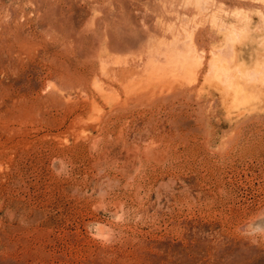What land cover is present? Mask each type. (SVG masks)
Instances as JSON below:
<instances>
[{"label": "rangeland", "instance_id": "obj_1", "mask_svg": "<svg viewBox=\"0 0 264 264\" xmlns=\"http://www.w3.org/2000/svg\"><path fill=\"white\" fill-rule=\"evenodd\" d=\"M201 1L0 0V264H264V0Z\"/></svg>", "mask_w": 264, "mask_h": 264}, {"label": "bare ground", "instance_id": "obj_2", "mask_svg": "<svg viewBox=\"0 0 264 264\" xmlns=\"http://www.w3.org/2000/svg\"><path fill=\"white\" fill-rule=\"evenodd\" d=\"M200 1V0H199ZM204 1V0H203ZM203 1H201V2H203ZM206 3V2H205ZM9 13V12H8ZM238 15V14H237ZM9 16V15H8ZM8 18V17H7ZM4 21V20H3ZM245 21V20H244ZM7 22V21H6ZM251 23H252V19H251ZM245 24V23H244ZM248 25V24H247ZM245 26V25H244ZM259 27V26H258ZM235 28V30H236V27H234ZM246 28V26L243 28V29H245ZM221 29V28H220ZM262 29H264V28H262ZM234 29H232V31L234 32L235 31ZM242 30V28H240L239 29V31H241ZM246 31H244L243 33H241V32H238L239 34H242L243 36H244V38L246 39V41H248L247 42V46H246V48H245V50H244V52H243V59L244 60H246V62L245 63H249L250 62V60H252V58H253V55H254V47H255V43L258 45V48H259V50L260 51H258L257 52V59H256V67H255V69H256V75H257V78L255 79L256 80V84L258 85L257 87L259 88H261V87H264V32L263 33H261L260 32V34H262L261 36H260V38L259 39H257V40H255V37H253L252 36V34H251V29H249V28H247V29H245ZM232 31H230V32H232ZM238 31V30H237ZM237 31H236V33H237ZM260 31H261V29H260ZM235 33V32H234ZM234 33H232V35L234 34ZM1 34V33H0ZM245 34V35H244ZM236 35V34H235ZM238 35V34H237ZM2 37H3V35H1ZM243 36H241L242 38H243ZM139 38V37H138ZM234 38H236V36L234 37ZM207 39V38H206ZM237 39V38H236ZM3 40V39H2ZM141 41V40H140ZM201 41V40H200ZM129 42V41H128ZM199 42V41H198ZM141 44V43H140ZM237 44H239V42L237 43ZM133 45V44H132ZM227 45H229V44H227ZM137 46V45H136ZM232 47H233V45H232ZM124 48V47H123ZM230 48H231V46H230ZM229 48V49H230ZM117 49V48H116ZM121 49V48H120ZM118 50V49H117ZM228 50V49H227ZM218 51V50H217ZM233 51V50H232ZM227 52V51H226ZM231 52V50L228 52L229 54H231L230 53ZM107 53H108V55H109V52L107 51ZM223 54V53H222ZM234 54V53H233ZM228 55V54H227ZM234 56V55H233ZM168 61V60H167ZM247 61H249V62H247ZM227 62V61H226ZM184 63V62H183ZM229 63V62H228ZM236 66V65H235ZM241 67V66H240ZM170 68V67H169ZM143 69V68H142ZM240 68H236L235 70H239ZM250 69V68H249ZM249 69H247V71H246V75H245V77H243L244 78V89L246 90V92L247 93H249V91L251 90V89H253V84H252V77H251V72H250V70ZM153 71V70H152ZM240 72V71H239ZM229 74V73H228ZM178 75V74H177ZM126 77H124L123 78V80L125 79ZM129 78V77H128ZM238 78V77H237ZM122 80V79H121ZM122 80V82L124 83L125 81L126 82H128V79L127 80H124L123 81ZM135 80V79H134ZM224 80V79H223ZM222 81V80H221ZM225 83V82H224ZM130 84V83H129ZM126 86H127V83H126ZM215 103V102H214ZM262 115L264 116V111H262ZM262 120H264V117H263V119ZM255 122V121H254ZM253 122V123H254ZM186 123V122H185ZM251 124V123H250ZM256 124V123H255ZM170 125V124H169ZM252 125V124H251ZM259 125V124H258ZM171 126V125H170ZM178 126V125H177ZM183 126V125H182ZM254 126H252V128H253ZM262 127H263V130H264V124L262 125ZM186 128V127H185ZM244 128V127H243ZM255 128V127H254ZM178 129V128H177ZM250 132H251V127H250V130H249ZM161 132V131H160ZM249 135H252L251 133L249 134ZM256 136V135H255ZM250 137L251 136H248L246 139L247 140H249L250 139ZM238 138V137H237ZM240 140V139H239ZM245 142H247V141H245ZM249 142V141H248ZM156 145V144H155ZM264 145V144H263ZM154 146V145H153Z\"/></svg>", "mask_w": 264, "mask_h": 264}, {"label": "crops", "instance_id": "obj_3", "mask_svg": "<svg viewBox=\"0 0 264 264\" xmlns=\"http://www.w3.org/2000/svg\"><path fill=\"white\" fill-rule=\"evenodd\" d=\"M213 1L216 3V8L222 6L224 11L230 13L240 9L248 10V11L255 10V4L253 1H240V0H213ZM207 40L209 41L208 38L206 39V41ZM212 40L215 41L216 38L214 37L212 38Z\"/></svg>", "mask_w": 264, "mask_h": 264}]
</instances>
